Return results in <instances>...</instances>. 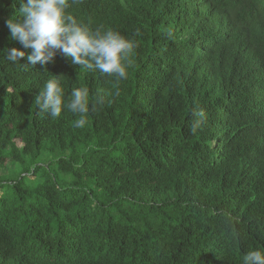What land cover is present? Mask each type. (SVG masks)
Here are the masks:
<instances>
[{
  "label": "trees",
  "instance_id": "obj_1",
  "mask_svg": "<svg viewBox=\"0 0 264 264\" xmlns=\"http://www.w3.org/2000/svg\"><path fill=\"white\" fill-rule=\"evenodd\" d=\"M70 4L134 39L133 67L117 81L59 52L31 65L7 26L19 0H0V264H242L264 249V0ZM53 75L66 99L89 89L83 128L35 106Z\"/></svg>",
  "mask_w": 264,
  "mask_h": 264
},
{
  "label": "clouds",
  "instance_id": "obj_2",
  "mask_svg": "<svg viewBox=\"0 0 264 264\" xmlns=\"http://www.w3.org/2000/svg\"><path fill=\"white\" fill-rule=\"evenodd\" d=\"M13 16L7 21L10 39L18 40L23 49H31L27 60L31 65H46L57 53L70 57L73 65L99 70L101 74L113 76L117 81L128 78L133 67V53L138 43L117 30L91 28L77 20L68 11L70 0H19ZM4 58L13 64H22L26 53L21 48H5ZM26 66V65H24ZM40 112L58 118L62 110L70 111L78 118L73 127L83 128L87 124L90 110V96L87 87H78L65 98L60 76L53 75L40 89L34 100ZM104 103L98 95L94 105ZM191 131L196 133L206 120L202 108H194ZM242 264H264V249H253L242 257Z\"/></svg>",
  "mask_w": 264,
  "mask_h": 264
},
{
  "label": "rangeland",
  "instance_id": "obj_3",
  "mask_svg": "<svg viewBox=\"0 0 264 264\" xmlns=\"http://www.w3.org/2000/svg\"><path fill=\"white\" fill-rule=\"evenodd\" d=\"M16 143H17V145L21 144L18 140L16 141ZM8 167H9V164H5V167L1 169V173L5 174L7 172ZM0 193H1V191H0Z\"/></svg>",
  "mask_w": 264,
  "mask_h": 264
}]
</instances>
